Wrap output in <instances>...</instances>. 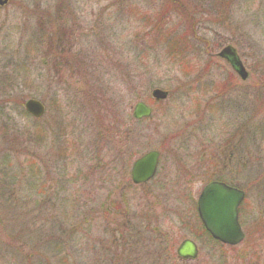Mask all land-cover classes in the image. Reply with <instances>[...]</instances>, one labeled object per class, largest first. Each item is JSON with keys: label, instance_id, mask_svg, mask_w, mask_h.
I'll return each mask as SVG.
<instances>
[{"label": "rangeland", "instance_id": "374dc122", "mask_svg": "<svg viewBox=\"0 0 264 264\" xmlns=\"http://www.w3.org/2000/svg\"><path fill=\"white\" fill-rule=\"evenodd\" d=\"M9 3L0 9V264H151L128 245L173 264L165 253L158 263L161 234L172 253L184 238L201 247L183 264H264V0ZM50 11L80 19L79 57L48 52ZM226 46L247 83L217 56ZM154 89L168 100L155 102ZM28 100L45 106L43 118L25 111ZM140 101L154 116L131 125ZM154 150L156 178L134 186L133 162ZM213 177L246 192V241L234 249L212 244L194 214ZM113 206L147 223L117 224Z\"/></svg>", "mask_w": 264, "mask_h": 264}, {"label": "water", "instance_id": "95a60500", "mask_svg": "<svg viewBox=\"0 0 264 264\" xmlns=\"http://www.w3.org/2000/svg\"><path fill=\"white\" fill-rule=\"evenodd\" d=\"M7 2V0H0V5H5ZM219 57L229 60L233 66H236V73L241 79L247 80L248 73L234 48L230 46L225 48L219 53ZM153 96L161 100L166 99L167 94L155 91ZM25 107L28 113L36 118L44 115L43 105L36 100H29ZM151 114L152 110L140 103L135 108L134 117L139 120ZM158 161L159 153L154 151L138 159L132 169L133 182L141 184L151 180L156 174ZM243 199L242 192L223 183H211L205 187L198 200V211L206 230L214 239L231 246H236L243 241L244 234L238 223V207ZM179 255L182 259L195 260L198 256L196 245L185 241L179 249Z\"/></svg>", "mask_w": 264, "mask_h": 264}, {"label": "flooded vegetation", "instance_id": "af4514ba", "mask_svg": "<svg viewBox=\"0 0 264 264\" xmlns=\"http://www.w3.org/2000/svg\"><path fill=\"white\" fill-rule=\"evenodd\" d=\"M7 1L8 2L5 5H3V6L0 5V9H3V8L7 7L10 4L9 0H7ZM58 9H60V8H58ZM63 9L64 10H69L67 8L66 9L63 8ZM70 11H72V8L70 9ZM70 11H68L66 16L67 15L74 16V14L72 12H70ZM47 19H48V17H47ZM47 19H46V21H47ZM56 21H58L60 23V25L64 21V25L67 26V28H65L64 26H61L62 29H65L62 37H60L58 35L59 28L56 31V27H55L56 26ZM77 22H80V19L74 18V17H71V18L63 17V16L62 17H58L57 16V12L53 13L52 11H50V13H49V23L47 22L48 23L49 39L46 40V48L48 49V52H50L52 54L53 53H57L56 55L60 54V55H62L64 57H66V58L79 57V54L81 52H84L83 49H82V44H83L82 39L84 37V33H82L81 35L74 33L76 31V26H77V30L78 31L84 32L83 29H80V25L76 24ZM69 26H71V27L69 28ZM72 26H74V28ZM69 32H70V34H69L70 36L66 37ZM99 51H100V47L98 49V52ZM111 52H112V50H108L107 48H105L103 51L101 50L100 55L101 54H103L104 56L111 55ZM77 61H78V59H77ZM71 65H72V63H71ZM77 65H78V67H81V64L77 63ZM66 69H68L67 66H66ZM100 164H99V166H100ZM237 165H238V167H242L244 165V161L240 157H238V159H237ZM130 177H131V172H130ZM0 198L1 199H5L6 198V189H4V188L0 189ZM112 208L113 209L108 210V213L114 217V220L116 221L117 224L120 223V225H122L123 223H125L127 225V227H128L127 223H132L133 220H136V219H134V218H136V216L130 215L129 211L116 210L115 209L116 206H113ZM118 217H120L121 220L117 221L116 218H118ZM195 217H196V214H195ZM138 223L142 224V228H143L144 227L143 223H147V222H144L142 220H138L137 219L136 220V224H138ZM111 224H113V223H111ZM114 224H115V222H114ZM147 229H148V226H147ZM156 229H158V228H156ZM128 233L130 234V232H128ZM157 240L160 241V243L156 247L157 248V256H156V258H158V263L161 261V258L163 256V254L165 253L164 254L165 260L168 261V260L171 259L173 264H180L181 263V259L179 258L178 253L177 252L176 253H174V252L172 253V250L174 249L175 245H172V246L171 245H166V243L167 244L170 243V240L168 239V236H166L164 238L162 236V234H161V235H159V239H157ZM128 247L131 250L136 249V251L140 252V255H138L137 258L139 256H142L143 253H144L147 256V260L148 261L152 258L151 263L154 264V256H153L154 254L151 251L152 249H149V245H128ZM142 250H144V252H142ZM160 250H161V252H160V256H159V252L158 251H160Z\"/></svg>", "mask_w": 264, "mask_h": 264}, {"label": "trees", "instance_id": "16d2710c", "mask_svg": "<svg viewBox=\"0 0 264 264\" xmlns=\"http://www.w3.org/2000/svg\"><path fill=\"white\" fill-rule=\"evenodd\" d=\"M173 47H174V45H171L170 46V48L173 50ZM174 51V50H173ZM174 54H175V51H174ZM172 57H174V56H172ZM174 59H175V57H174ZM129 121H130V123H131V125H133V123H135V120L132 118V119H129ZM145 122V121H144ZM143 121L142 122H138L139 123V125L140 124H142V123H144Z\"/></svg>", "mask_w": 264, "mask_h": 264}]
</instances>
